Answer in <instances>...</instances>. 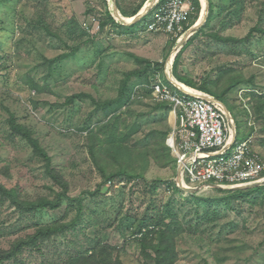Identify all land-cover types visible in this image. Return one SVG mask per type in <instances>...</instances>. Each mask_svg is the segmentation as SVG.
<instances>
[{
  "label": "rangeland",
  "instance_id": "1",
  "mask_svg": "<svg viewBox=\"0 0 264 264\" xmlns=\"http://www.w3.org/2000/svg\"><path fill=\"white\" fill-rule=\"evenodd\" d=\"M142 1L116 2L129 18ZM212 1L216 18L181 54L174 74L224 95L241 137L252 134L253 149L264 158V118L247 95L264 94V34L256 32L238 45L211 37L242 39L255 27L264 30V0ZM107 4L114 9L112 0ZM105 5L103 0H0V186L28 206L63 200L56 210L22 212L0 194V255L39 230L57 227L60 233L25 247L24 264H83L97 242L99 259L111 264H264V187L231 200L226 199L231 193L212 189L188 196L172 186L174 161L151 158L146 171L139 168L144 159L131 151L133 145L148 143L151 134L156 141L163 133L169 138L171 110L145 87L120 103L121 87L128 80L127 91L136 89L144 74H131L144 71L146 62L164 63L166 70L175 56L174 37L142 31L149 17L132 27L113 24ZM109 102L113 108L104 111ZM12 120L38 141L43 155L12 135ZM135 124L127 160L134 159L144 179L108 183L90 196L104 184L102 170L109 176L127 166L113 151ZM164 217L171 232L166 236V226H156ZM143 220L157 231L149 239L138 233L146 226Z\"/></svg>",
  "mask_w": 264,
  "mask_h": 264
},
{
  "label": "built area",
  "instance_id": "2",
  "mask_svg": "<svg viewBox=\"0 0 264 264\" xmlns=\"http://www.w3.org/2000/svg\"><path fill=\"white\" fill-rule=\"evenodd\" d=\"M191 12V5L183 0H165L149 30L180 39ZM152 89L157 102L172 108L175 129L168 145L186 187L215 184L232 189L264 181V158L252 149L251 139L231 145L236 131L222 102L199 90L173 89L160 77Z\"/></svg>",
  "mask_w": 264,
  "mask_h": 264
},
{
  "label": "trees",
  "instance_id": "3",
  "mask_svg": "<svg viewBox=\"0 0 264 264\" xmlns=\"http://www.w3.org/2000/svg\"><path fill=\"white\" fill-rule=\"evenodd\" d=\"M146 1L147 0H143L142 2H140L133 9V11L131 12V14H127V16L134 17L135 15H137L139 13V11L143 8V6L146 3ZM192 1L194 2V6H195V10H196V12H195V18H196V16L199 13V10H200V2H199V0H192ZM103 2L106 4L105 6L107 7V16L109 18V21L111 23H113V24H118L115 21V19L113 18V16L111 15V12L108 10L107 0H103ZM235 2L236 3H239V0H236ZM118 6L120 7L119 4H118ZM215 11H216L215 3H213V1L210 0V15H209L208 22L203 26V28L200 29L199 32H197V34H195L190 39V41L186 45V47L177 56L176 61H175V66H174V72L176 71V66H177V64L179 62V58H180L181 54L182 53H185V51L191 45V43L193 42L194 39H196L201 34H206L207 28L210 27L213 19L216 18L215 14H214ZM139 23H137V24H139ZM186 29H187V27H186ZM145 30H146V25L144 26V29L142 31H145ZM256 32L261 33V34H264V30L263 29H261L260 27H255V28H253L250 31V33L248 34V36L246 38H242V39H234V38H232V39H230V38L225 39V38H221L219 35L218 36L217 35H212L211 37L213 39L218 40V41L223 42V43H230L231 42L233 44L238 45V44L244 43L247 40L251 39L252 36L255 35L254 33H256ZM139 61H140V63L142 62V60H139ZM163 67H164V63L146 62V69L144 71H136V72H134L131 75H133V76L134 75L135 76H142L144 74V76L138 82V84H142L144 82L145 83H148L150 77L154 76L159 71L160 72L163 71ZM129 78L130 77H128V79ZM179 80L182 81V82H184L188 86L198 87V88H200L204 92L213 94L218 99L226 102V100L223 98L224 95H216L214 92H212L207 87H204V86H201V87L200 86H194V85H192L191 82H187L186 80L183 81L180 78H179ZM127 82H128V80H127ZM127 82L124 83L122 85V87H121V92H120V95H119L120 103L121 102L127 103L128 101H132V98H133V95H134L135 87L136 86H134V88H132L131 91L130 90L127 91ZM231 82L232 83H235L236 81H231ZM149 94H151V91L150 90H149ZM247 95L249 97H250V95H252L253 98L256 100V105H257V108L256 109L258 110L257 111V115H258V117L264 118V113H263V111H264V94H261L262 96L261 95L258 96L256 93L250 92ZM112 105L113 104L111 102H109L108 105H107V107L104 106L103 110L106 111V109L113 108ZM165 106H167V105H165ZM121 107L122 106L117 107L112 112L107 113V116L110 115V114H115L117 111H119V109ZM245 112L248 114L247 111H245ZM117 121H116V123H117ZM10 125L12 126L11 128L13 130V133H12L13 136H16V135L22 136L23 139H26L32 145V147L34 148V150L37 153H40L41 155L44 154V152L41 149L38 141L35 140V139H33L31 137V135H30V133H29V131L27 129H25L22 125L20 126L18 123H16L15 120L10 121ZM138 127H139V124H135L130 129L129 134H127L126 136H124L122 139H119V137H118L119 141L122 142V145L120 144L119 147H117V146L114 147V151H113V155H115L114 158L115 159H118L119 157L120 158H124V161H125V163H126L127 166L125 167V165H122L119 170L117 169V171L111 173L109 176L104 172V170H102L101 174H102V177L104 179L103 180L104 181V184L103 185H100L95 192L94 191L93 192H90L89 193L90 196L96 197V196H98V194H101L102 188L105 185L107 186L108 182H110V181L124 180V181L127 182L128 180L131 181L134 178L144 179V173H139L138 174L136 172V170H138V169L135 166L134 159L131 160V161L127 160L128 159L127 151H128L129 143H130V141L133 140V137L137 134ZM167 134L168 133H163L162 134L163 135L162 138L157 137V141L155 140V138H156L155 135L154 134H151L148 137H146L149 140L148 143L143 142L144 144L142 143V145L140 143H135L133 145V150L130 149L131 151H136L137 153H139V155H141L143 157L144 162L142 163L141 166H139V168L142 169L141 171H146L148 169V167H149V161L151 160V158L152 159H159V161L162 162V163H169L170 161H174V165L177 167L176 158L173 157L172 150L166 144V140H167V137L166 136H167ZM164 140H165V142H164ZM151 141H152V143H151ZM164 143H165V146H164ZM114 145H115V143H114ZM137 153H135L136 155L134 156V158H136ZM132 161H133V163H132ZM129 169H131L132 171L130 172ZM120 176L121 177L124 176V178H119ZM56 177H57L56 179H58V180L61 178L58 174H56ZM126 177L129 178V179H127ZM157 182H161V181H157ZM172 186H173L174 189L180 191L178 189V187L176 186V184H175L174 181L172 182ZM260 189H263V188H260ZM256 192L259 193L260 190L259 189L258 190L256 189V190L251 191V192H242V191L235 192L234 191V193L231 192V191H225V192H221V193H231V196H229L228 198H226V199L231 200V199H234V198H244L245 196H249L252 193H256ZM0 194L1 195H4L6 197H9L11 199V204L14 205V206H16V207H18L19 209H21L22 212H28L30 210H38L39 208H45V209H47L48 207L51 208V209L56 210L59 207H61L62 204H63V200L61 201V198H60V199L57 200V202H50L49 200H45V201L41 202L40 204H32L31 206H28L27 203L24 204V202H20L19 198H17V195L12 190H7L3 186H0ZM165 221H166V218L164 217L160 223L156 224V226H158V225L161 226V227L162 226H166L164 228L166 229L167 232L164 234V236H166V234H170L171 233V232H168V231H170V226L169 225L167 226L166 223H165ZM143 222L145 223L146 226H142V227L140 226V229H139L138 233L143 234L144 239H149L150 236H154L155 233H157V231L155 229H150L151 226H149V224L146 223L145 220H143ZM73 223H75V225H76L77 220H76V222H73ZM60 230L61 229L60 228H57V227L56 228H47V229L39 230L36 233V235L31 236L32 238H31L30 241L23 240V241H21L19 243H16L14 245V247L11 248V250L6 251L4 254L0 255V264H4L6 261L7 262L13 261L14 264H24L23 260L20 259V256L24 252L25 247H28L29 245L31 246V245H33L35 243L38 244V242L39 241H42L43 239L47 240L51 236L60 233L59 232ZM144 239L141 238V244H142L143 249L145 250V249H147V245L144 243L145 242ZM99 247H100V242H97L96 246L90 247L89 249H87L86 254H89V255L85 258V262L83 264H111V262H108V261L100 260L99 259V256L97 255V250H96ZM159 247H161V245ZM158 252H159V250H158ZM91 258L93 260H91ZM79 259H81V258L79 257ZM118 263H116V264H118ZM119 264H121V263H119Z\"/></svg>",
  "mask_w": 264,
  "mask_h": 264
},
{
  "label": "clouds",
  "instance_id": "4",
  "mask_svg": "<svg viewBox=\"0 0 264 264\" xmlns=\"http://www.w3.org/2000/svg\"><path fill=\"white\" fill-rule=\"evenodd\" d=\"M117 1V0H116ZM165 0H157L155 3H154V5L152 6V8H151V10H150V12L146 15V17L145 18H147V17H149L150 18V20L145 24L146 25V33H164V32H162V31H158V32H154V31H150L149 30V25L153 22V15H154V13H155V11H157V9H158V7H159V5L161 4V3H163ZM185 3H189L190 5H191V7H192V12H191V15H190V18H189V20H188V23L185 25V33H184V35H183V37H181L180 39H179V37H174L173 38V40H172V43H174L173 44V46H174V49L179 45V44H181V42H182V40H183V38L186 36V34H187V32L192 28V27H194L198 22H199V20L202 18V13H203V11H204V6H203V2L201 1V0H199V2H200V9H202V13H201V16H200V18H199V20H197L196 18H195V12H196V10H195V6H194V2L192 1V0H183ZM148 2H150V0H148V1H146V3L144 4V6L146 5V4H148ZM112 3H113V6L112 7H114V2H113V0H112ZM116 4H117V6H118V2H116ZM143 6V7H144ZM118 9H119V13H120V15H121V17L122 18H124V19H127L128 17H126L125 16V14L124 13H121V11H120V7L118 6ZM209 9H210V0H209ZM108 10H110V12H111V15L113 16V18L115 19V21L119 24V26H123L124 27V25H122L120 22H118L117 20H116V18H115V16H114V9L113 8H109ZM142 10V9H141ZM140 10V11H141ZM139 11V12H140ZM113 12V13H112ZM209 15H210V12H209ZM136 16V15H135ZM134 16V17H135ZM193 16V17H192ZM129 18H133V17H129ZM145 18H143V19H145ZM208 18H209V16H208ZM142 19V20H143ZM141 20V21H142ZM140 21V22H141ZM207 21H208V19H207ZM139 23V22H138ZM207 23V22H206ZM205 23V24H206ZM136 25V24H135ZM192 25V26H191ZM134 26V25H133ZM125 27H129V26H125ZM130 27H132V26H130ZM186 27H187V29H186ZM201 28H203V27H201ZM200 28V29H201ZM200 29L197 31V32H199L200 31ZM101 32V30H100V25H99V33ZM197 32L195 33V34H197ZM164 34H166V33H164ZM194 34V35H195ZM168 35V34H167ZM193 35V36H194ZM171 36V35H170ZM193 36H191V38L193 37ZM171 37H173V36H171ZM190 38V39H191ZM190 39L183 45V47H179L178 49H176V50H174L173 49V53H175V56L172 58V59H170L169 60V62L167 63V68H166V70H165V65H164V67H163V71L162 72H157L154 76H152V77H150L149 78V82L148 83H144V84H140L139 86H137V88L135 89V92H136V90H138L139 88H143V87H145L147 90H150L151 91V94H150V96H152V99L155 101V102H157L155 99H154V97H153V94H152V92H153V89H152V85H153V82H154V80L157 78V77H160L166 84H168L169 86H172L173 87V89H177V88H183L184 90H188V89H195V90H199V91H201V92H204V91H202L200 88H198V87H191V86H188L187 84H185L184 82H182V81H180L176 76H175V74H174V66H175V61H176V58H177V56L182 52V50L186 47V45L189 43V41H190ZM172 46V47H173ZM176 84H174L173 82ZM184 86H187V88H184ZM204 93H206V94H209V95H212V96H214L217 100H219L220 102H222V104L225 106V108H226V110H227V113H228V116L232 119V121H233V124H234V131H236V133H235V135H234V138H233V140H232V142H234V143H232L231 145H234L235 144V141L237 140V141H239V140H242V141H245V140H248V139H251V147H252V149H253V140H254V138H252V134L248 137V138H243V137H241V132L238 130V126H237V120H236V118L233 116V114H232V112L230 111V109H229V107H228V105L226 104V102H224V101H222V100H220V99H218L215 95H213V94H210V93H207V92H204ZM157 103H159V102H157ZM160 104H163V105H167L169 108H170V110H171V116H173V127H172V132H174V127H175V117H174V114L172 113V108H171V106H169L168 104H165V103H160ZM250 118V117H249ZM249 125H250V128L252 129V127H254L253 125H251L250 124V121H249ZM173 136V134L171 135V136H168L169 138H167L168 140L171 138ZM168 140H166V144L168 145ZM168 147H169V145H168ZM170 148V147H169ZM171 149V148H170ZM172 150V149H171ZM254 150V149H253ZM257 153V152H256ZM172 154H173V151H172ZM173 157L175 158V156H174V154H173ZM177 161V160H176ZM177 171H178V166H177ZM117 181L118 180H115V181H110V182H108V183H112V184H114V182H116L117 183ZM182 182H183V180H182ZM261 182H264V181H261ZM258 183H260V182H258ZM175 184H176V186L178 187V184H177V182H176V180H175ZM184 184V183H183ZM255 184H257V183H255ZM253 185V184H252ZM184 186H185V184H184ZM250 186V185H249ZM186 187V186H185ZM186 188H189V187H186ZM178 189L179 190H181L179 187H178ZM190 189H196V188H190ZM231 189V188H230ZM223 191H231V190H223ZM183 192V191H182ZM231 192H234V191H231ZM236 192V191H235Z\"/></svg>",
  "mask_w": 264,
  "mask_h": 264
},
{
  "label": "water",
  "instance_id": "5",
  "mask_svg": "<svg viewBox=\"0 0 264 264\" xmlns=\"http://www.w3.org/2000/svg\"><path fill=\"white\" fill-rule=\"evenodd\" d=\"M156 1L157 0H150V2H148V4H146L142 8V10L135 17L132 18L131 21H127V20H125L124 18L121 17V15L119 13L118 6L116 4V0H113V2H114V16H115L116 20L118 22H120L122 25L129 26V27L133 26V25L137 24L138 22H140L143 18L146 17V15L150 12L152 6L154 5V3ZM205 1H206V14H205L204 18L203 19L201 18L199 20V22L187 32V34L183 38L181 44H179L174 50L178 49L179 47H183V45L191 38V36H193L207 22L210 9H209V0H205ZM176 182L178 184V187L181 189V191H183L188 196L189 195H199L204 190V188H211V189H214V190H222V191L223 190H231V191H236L237 192V191H249V190H254L256 188L264 187V182H260V183L253 184V185H250V186H243V187H237V188H232V189H226V188H224L222 186H218V185H215V184H210V185H207L205 187L202 186V187L197 188V189L186 188L184 186L183 182H182L181 166L178 167Z\"/></svg>",
  "mask_w": 264,
  "mask_h": 264
},
{
  "label": "bare ground",
  "instance_id": "6",
  "mask_svg": "<svg viewBox=\"0 0 264 264\" xmlns=\"http://www.w3.org/2000/svg\"><path fill=\"white\" fill-rule=\"evenodd\" d=\"M202 2H203V6H204V11H203V13H202V19L204 18V16H205V14H206V1L205 0H201ZM125 20H127V21H131L132 20V18H127V19H125ZM184 88H187V86H184ZM172 122H173V116H172ZM198 188H200V187H198ZM197 189V188H196ZM206 189H211V188H204V190H206ZM203 190V191H204ZM212 190H214V189H212Z\"/></svg>",
  "mask_w": 264,
  "mask_h": 264
}]
</instances>
